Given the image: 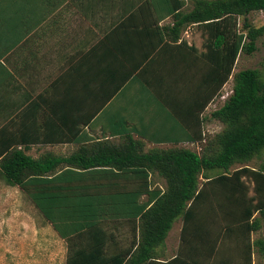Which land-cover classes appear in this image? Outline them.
Masks as SVG:
<instances>
[{
  "label": "crops",
  "instance_id": "1",
  "mask_svg": "<svg viewBox=\"0 0 264 264\" xmlns=\"http://www.w3.org/2000/svg\"><path fill=\"white\" fill-rule=\"evenodd\" d=\"M179 1L0 0V148H16L32 158L49 152L67 158L85 150L76 163L89 164L103 160L99 148L121 143L120 135L126 132L143 140L145 151L198 146L194 131L204 134V123L195 129L182 124L149 88L157 84L156 71L161 68L194 70L209 64L187 47L193 45L198 55L205 52L202 30L195 23L180 25ZM183 1V10H189V0ZM94 169L63 176V181L83 186L76 194L114 197L95 205L110 216L74 244L78 249L91 248L99 235L107 254H116L137 241L139 234L138 218L118 216L115 201L122 197L129 202L132 197L135 204L146 203L154 192L164 191L165 178L157 171ZM178 219L159 248L157 261L176 256L182 220L176 232L172 229ZM34 229L39 234L49 230ZM56 238L57 248L50 256L57 253L59 263L65 264L67 244L57 233ZM30 247L25 253L19 243L13 260L24 264L33 254ZM255 251L253 247L251 264H257ZM263 255L264 251L258 252L259 259ZM246 259L241 247L227 241L209 264Z\"/></svg>",
  "mask_w": 264,
  "mask_h": 264
},
{
  "label": "trees",
  "instance_id": "2",
  "mask_svg": "<svg viewBox=\"0 0 264 264\" xmlns=\"http://www.w3.org/2000/svg\"><path fill=\"white\" fill-rule=\"evenodd\" d=\"M189 2L187 11L183 0L177 3L181 10L176 16L180 25L195 23L202 30L205 52L198 55L193 45H182L209 64L194 70L161 68L156 71L157 84L149 88L152 97L182 124L195 129L204 123L207 106L232 79L230 95L208 117L219 121L222 129L208 137L201 129L194 131L199 151L176 145L145 151L144 141L132 138L130 132L120 135L123 141L119 144L101 146L98 152L104 159L89 164L76 163L85 150L67 158L51 152L32 158L16 148H0V178L18 187L65 240V264H209L217 248L227 241L241 247L247 259L218 264H251L253 247L264 251V241L251 237L264 224V61L261 68L233 71L241 53L254 52L260 39L264 45V24L254 26L246 18L252 11H263L264 0ZM254 159L259 160L257 166L249 164ZM98 167L110 172L157 171L165 178L164 191L154 192L146 203L135 204L132 197L129 202L122 197L115 201L118 216L138 218L139 234L137 241L116 254H107L99 235L91 248L78 249L74 244L110 216L95 205L114 201V197L76 194L83 186L63 181V176L92 173ZM128 203L129 208L123 206ZM177 218L182 220L177 254L157 261L159 248Z\"/></svg>",
  "mask_w": 264,
  "mask_h": 264
},
{
  "label": "rangeland",
  "instance_id": "3",
  "mask_svg": "<svg viewBox=\"0 0 264 264\" xmlns=\"http://www.w3.org/2000/svg\"><path fill=\"white\" fill-rule=\"evenodd\" d=\"M246 18L254 26L264 24V10L252 11ZM243 17L239 18V24L242 23ZM264 61V45L261 39L257 42V49L251 54L241 53L237 59L234 73L246 68H261ZM232 89V79L225 84L221 93L214 99L205 113L206 119L204 120V134L206 137L213 136L218 133L223 125L216 120L208 119L210 113L219 108L223 102L228 98ZM191 149L199 151L198 146H191ZM259 160L254 159L249 164L257 166ZM234 167H238L235 165ZM233 167V168H234ZM29 198L16 186L7 185L4 180L0 178V264H17L13 260V250L18 244L24 246L25 253H27V246H31L32 256L24 264H60L58 261L57 253L50 256V253L57 248L54 243L56 233L51 226L46 224L41 215L30 203ZM181 219L179 218L173 226L172 232H176ZM46 226L49 230L39 234L35 228ZM253 239L261 238L264 241V224L260 230L254 232ZM46 244H43V243ZM50 244L52 245H49ZM29 244V245H28ZM256 263L264 264V255L259 259L258 249L255 248ZM35 251V254H34ZM43 254L36 255V252ZM45 253V254H44ZM260 260V261H259Z\"/></svg>",
  "mask_w": 264,
  "mask_h": 264
}]
</instances>
